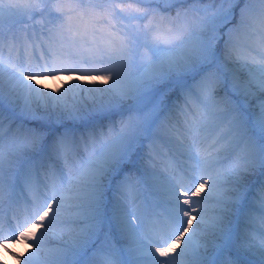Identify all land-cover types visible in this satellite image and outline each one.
Here are the masks:
<instances>
[{
    "label": "snow or ice",
    "instance_id": "obj_1",
    "mask_svg": "<svg viewBox=\"0 0 264 264\" xmlns=\"http://www.w3.org/2000/svg\"><path fill=\"white\" fill-rule=\"evenodd\" d=\"M7 258L264 264V0H0Z\"/></svg>",
    "mask_w": 264,
    "mask_h": 264
},
{
    "label": "clouds",
    "instance_id": "obj_2",
    "mask_svg": "<svg viewBox=\"0 0 264 264\" xmlns=\"http://www.w3.org/2000/svg\"><path fill=\"white\" fill-rule=\"evenodd\" d=\"M10 246L21 248V250H22V246L21 245L17 244V245H10ZM7 264H15V261L11 260L10 258H7Z\"/></svg>",
    "mask_w": 264,
    "mask_h": 264
},
{
    "label": "bare ground",
    "instance_id": "obj_3",
    "mask_svg": "<svg viewBox=\"0 0 264 264\" xmlns=\"http://www.w3.org/2000/svg\"><path fill=\"white\" fill-rule=\"evenodd\" d=\"M5 251H7V249H5Z\"/></svg>",
    "mask_w": 264,
    "mask_h": 264
}]
</instances>
